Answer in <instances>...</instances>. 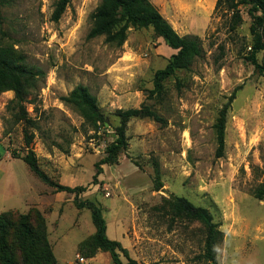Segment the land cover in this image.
<instances>
[{"label":"rangeland","instance_id":"obj_1","mask_svg":"<svg viewBox=\"0 0 264 264\" xmlns=\"http://www.w3.org/2000/svg\"><path fill=\"white\" fill-rule=\"evenodd\" d=\"M58 1L0 0V39L26 66L44 72L21 104L33 126L18 121L15 93H0V214L13 213L14 221L26 215L35 229L44 228L56 264H114L108 252L81 255L95 226L80 202L101 209L108 237L139 264H208L199 259L204 228L175 217L166 204L186 198L209 209L225 234L218 264H264V200L254 196L264 185V75L247 59L254 44L249 7L240 6L243 23L233 30L230 14L216 10L217 0H150L181 36L198 37L204 49V57L166 79L157 96L151 94L155 74L176 51L152 29H131L123 46L91 39L100 0H71L55 21ZM257 57L264 64V49ZM79 85L96 96L106 117L98 132L63 101ZM237 88L225 155L218 158L215 124ZM143 106L166 123L132 119L128 148L95 178L115 140L116 112ZM26 132L34 136L29 147ZM30 148L55 182L88 190L55 192L23 161Z\"/></svg>","mask_w":264,"mask_h":264},{"label":"trees","instance_id":"obj_2","mask_svg":"<svg viewBox=\"0 0 264 264\" xmlns=\"http://www.w3.org/2000/svg\"><path fill=\"white\" fill-rule=\"evenodd\" d=\"M71 0H59L53 15L59 21L66 11ZM249 7V14L253 20L251 33L254 38L252 52L247 58L254 66L256 72L264 75V64L258 60V53L264 49V0H217L216 10L230 14V24L233 30L238 29L243 18L240 6ZM92 26L88 37H104L109 44L123 46L128 39L131 29H152L154 35L162 38L165 44L176 51L167 66L155 74L154 90L151 94L161 96L164 92V81L174 76L179 71L191 69L193 64L204 57V49L198 37L181 36L172 24L160 13L150 0H100L96 10L91 15ZM2 16L0 12V26ZM44 72L30 68L25 64V58L17 51L4 44L0 39V93L13 91L16 103L21 108V115L16 114L18 121H25L30 126L34 122L28 118L26 110L21 104L33 95L39 87ZM237 88L220 112L215 124L217 132V157L225 155V131L228 112L236 98ZM66 105L76 110L85 120V123L96 132L104 126L106 117L101 111L98 100L88 87L79 85L68 96L63 98ZM119 118V125L115 128V140L108 146L106 156L97 164V178L102 172V165L114 164L119 155L128 148V125L132 119H151L164 125L166 120L151 107L143 106L139 109L118 110L115 114ZM26 144L29 147L34 140L33 134L26 132ZM23 161L29 170L42 182L54 189L55 192H67L76 196L88 190L86 186L61 185L51 179L40 167L35 152L30 148ZM254 196L264 200V185L254 190ZM169 211L178 218L198 222L204 228L205 239L199 259L208 264H218L217 252L224 242L225 234L220 229V224L215 222L209 209L196 206L186 198L166 200ZM79 209L91 210L95 233L80 246V253L85 258H93L99 251L108 252L114 264H139L129 258L127 249L118 241L111 240L107 235V224L102 216L101 209L92 202L76 204ZM165 206L157 207L164 209ZM18 228V232L15 230ZM16 242L12 243L14 237ZM120 252L125 254L128 261L124 263ZM19 253V257H18ZM0 264H56V258L51 250L47 232L44 228L35 229L29 216L20 215L18 220H13V213L0 214Z\"/></svg>","mask_w":264,"mask_h":264},{"label":"built area","instance_id":"obj_3","mask_svg":"<svg viewBox=\"0 0 264 264\" xmlns=\"http://www.w3.org/2000/svg\"><path fill=\"white\" fill-rule=\"evenodd\" d=\"M82 261H84V259H82Z\"/></svg>","mask_w":264,"mask_h":264}]
</instances>
